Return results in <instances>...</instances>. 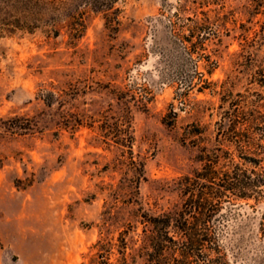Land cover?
I'll list each match as a JSON object with an SVG mask.
<instances>
[{
  "label": "rangeland",
  "instance_id": "374dc122",
  "mask_svg": "<svg viewBox=\"0 0 264 264\" xmlns=\"http://www.w3.org/2000/svg\"><path fill=\"white\" fill-rule=\"evenodd\" d=\"M252 143L264 0H0V264H147L177 180ZM253 203L210 221L228 264H264Z\"/></svg>",
  "mask_w": 264,
  "mask_h": 264
},
{
  "label": "trees",
  "instance_id": "16d2710c",
  "mask_svg": "<svg viewBox=\"0 0 264 264\" xmlns=\"http://www.w3.org/2000/svg\"><path fill=\"white\" fill-rule=\"evenodd\" d=\"M233 154L220 159L205 154L198 170L177 180L184 196L181 208L148 216L147 264H228L210 221L226 202L253 200V206L264 208V147L242 145Z\"/></svg>",
  "mask_w": 264,
  "mask_h": 264
}]
</instances>
